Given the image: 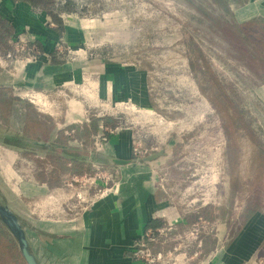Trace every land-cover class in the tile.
<instances>
[{
	"label": "rangeland",
	"instance_id": "374dc122",
	"mask_svg": "<svg viewBox=\"0 0 264 264\" xmlns=\"http://www.w3.org/2000/svg\"><path fill=\"white\" fill-rule=\"evenodd\" d=\"M255 1V14H264V0ZM13 2L55 30L54 66L62 71L84 68L80 78L73 76L68 85H37V98H32L21 87L20 77L27 62L40 57V47L34 44L39 54L30 61L27 52L15 53L14 39L0 43V88L20 99L6 121L0 117V201L27 224L32 245L37 247L34 221L43 228L45 221L61 224L77 217L82 212L77 204L80 190L105 193L118 180L119 170L99 154L96 158L103 164L84 163L80 174L62 172L56 169L55 158L48 157L53 153L38 152L27 140L54 142L62 132L68 138L66 144L103 153L102 145L124 128L134 132V158L164 151L163 180L194 216L192 224L205 229L193 232L195 247L187 257L199 262L211 257L202 247L217 235L214 230L219 222L230 227L224 241L234 238L243 222V217L234 215L243 210L246 214L251 201L261 199L264 205V66L252 40L243 38L237 28V23L249 17L243 12L248 0L231 1L228 14L213 0H55L51 11L61 22L26 2ZM66 2L74 10L67 11ZM68 18L91 24L84 31L75 29L67 40L62 21ZM19 38L36 42L27 29ZM8 53L12 57H6ZM108 58L133 67L135 82L140 83L137 75L143 76L145 106L137 98L114 101L99 94L101 85L91 68L103 60L110 62ZM214 88L230 97L228 113L236 115L242 109L249 125L239 138L238 164L231 170L235 168L238 176L234 194L225 168L221 117L212 102ZM71 100L80 103L82 115L75 113V119L68 120ZM32 110L44 119H34ZM70 127L79 128L83 137L75 140L76 130ZM2 138L8 143L3 144ZM258 141L263 143L261 148ZM134 148L140 153L134 154ZM42 184L46 187L30 194V189ZM69 193L73 196L67 197ZM236 197L241 198L237 201ZM242 197L249 198L243 203ZM207 245H212L211 240ZM38 250L44 259L45 252Z\"/></svg>",
	"mask_w": 264,
	"mask_h": 264
},
{
	"label": "crops",
	"instance_id": "0c3cea01",
	"mask_svg": "<svg viewBox=\"0 0 264 264\" xmlns=\"http://www.w3.org/2000/svg\"><path fill=\"white\" fill-rule=\"evenodd\" d=\"M254 1L248 0L244 5L243 12L249 17L242 21L254 17L264 18V14H255L257 12L255 9L258 7ZM0 16L9 21L13 27L12 39L27 29L40 47V57L33 63L28 61L20 77V85L30 91L29 96L37 98L35 96L37 85L44 84L54 88L59 84L61 86L68 85V80L73 76L80 78L81 69L84 70L83 67L62 71L63 69L52 64L54 62L52 53L57 34L53 28L48 26L47 21L40 24L38 17L31 10L14 4L13 0H0ZM62 22H64L63 27L67 40L72 37V31L75 29L84 31L85 27L91 24L90 21L81 18H68ZM108 60L110 62L103 60L92 65L91 68L92 74L95 77L98 76V82L101 85L99 94L102 92L114 101L132 102L133 98H137L140 105L145 106L143 76L137 75L140 78V83L135 82L133 67L126 63L113 62L110 58ZM136 73L138 74V72ZM93 84L95 85L97 82L95 81ZM69 108L68 120L75 119L73 116L75 113L82 115L79 102L71 100ZM133 139V130L124 128L110 136L108 143L102 145L103 153H97L96 156L100 154L126 161L133 160L135 159L132 156ZM2 142L4 144V141ZM67 145L73 147L70 142ZM165 156H160L150 162H129L123 166L109 165L113 169L119 170L118 180L114 181L113 186L100 195L92 191L89 192L90 188L80 190L77 194L80 201L77 204L82 207V212L77 217H69L61 224H56L54 221L49 224L45 221L43 228L39 221H34L32 231L37 247L32 245L30 239L28 241L38 263L141 264L132 255V243L136 237L141 235L150 221L160 222L170 227V235L168 237L159 236L158 241L152 245L155 250L167 251L174 246H179L175 264H196L199 262L191 259L193 257H187V253L195 247L192 245L195 244L192 242L196 241L193 232L202 227L192 224L194 216L189 210L182 207L180 199L174 197L168 182L163 180L160 170L165 162L161 158H165ZM79 157L83 158L81 153H79ZM83 159L84 163H94ZM100 163L104 162L96 164ZM0 168L2 169L1 165ZM44 187H46L44 184L35 186L29 192L32 194L31 191L34 190L36 193L37 189L40 190ZM72 196L71 193L67 195V197ZM240 198L236 197V200L239 201ZM247 198L249 197H242L243 203ZM243 212L234 216H248V219L242 222L234 232V236H232L234 238H231L229 242L224 240L230 227L225 221L219 222L214 230L217 234L214 237L215 240L208 238L204 248L202 247V250L211 253V257L205 258L199 264H264V258L261 259L264 254V251L261 252L264 246V211L257 210L249 215ZM49 225L51 228H48ZM202 230L205 231L203 228ZM209 240L212 242L211 246L207 245ZM39 248L45 252L44 259H42V254H39ZM195 253L197 252L195 251Z\"/></svg>",
	"mask_w": 264,
	"mask_h": 264
},
{
	"label": "trees",
	"instance_id": "16d2710c",
	"mask_svg": "<svg viewBox=\"0 0 264 264\" xmlns=\"http://www.w3.org/2000/svg\"><path fill=\"white\" fill-rule=\"evenodd\" d=\"M28 3L35 9H41L52 15V18L56 22H61L60 17L54 15L51 11V7L54 5L55 0H19ZM239 2L240 0H213V2L218 5L224 14H228L230 11V2ZM232 3V2H231ZM67 4L66 10L72 11L74 7L69 6ZM228 24V23H227ZM233 27V25L228 24ZM237 28L239 33L243 38L252 40V44L254 50H256V57H258L264 66V18L262 17H254L249 20L243 21L241 23H237ZM13 35V27L10 22L0 16V43L9 42V39L12 38ZM225 40V39H224ZM35 45L39 47L37 42H34ZM193 67V65H191ZM201 69V68H200ZM263 75V73H262ZM214 98L212 99L213 105L218 113H220L221 117V127L222 133L224 135V154L226 158V170L230 174L231 181V193L234 194L235 187L239 184L237 177L235 176L234 169L231 172L233 166L238 164L237 155L239 152V138L243 135V131H249V125L244 119V114L242 109H238V105H235L233 108L236 112V115H232L230 112L228 113V105L230 101L229 96H225L223 90L219 88H214ZM20 99L18 97L9 96L0 88V117L4 121H6L13 112L16 111V107L18 106V102ZM227 101V102H226ZM24 106L27 109L31 110L30 104L26 103ZM32 117L34 119H44V116L39 115L35 111H31ZM107 124L106 122L104 125ZM95 127V123L92 125ZM70 129L76 130V135H74L75 139H81L82 133L79 128L70 127ZM252 133V131H251ZM7 140V139H6ZM37 140H42L41 138H37ZM68 138L62 135V132L59 133L54 143L59 145H67ZM4 143H8L4 140ZM262 144V145H261ZM258 146L261 148L263 143L258 141ZM69 157H62L57 155H48V157H53L56 160V169L59 168L62 172H69L73 174H80L82 172V168L84 166V159L79 157V153L74 151H65L64 152ZM236 156V157H235ZM234 160V161H233ZM235 164V165H234ZM262 197V196H260ZM254 202V203H253ZM263 203L260 199L256 201H251L246 207V213L252 214L254 211L260 210L264 211L262 207ZM251 207V208H250ZM248 216L243 217V221H247ZM155 221H150L147 226H152ZM146 226V227H147ZM264 250V246L261 251ZM0 264H26L21 253L18 250L17 244L13 237L9 234L6 228L0 222Z\"/></svg>",
	"mask_w": 264,
	"mask_h": 264
},
{
	"label": "water",
	"instance_id": "95a60500",
	"mask_svg": "<svg viewBox=\"0 0 264 264\" xmlns=\"http://www.w3.org/2000/svg\"><path fill=\"white\" fill-rule=\"evenodd\" d=\"M9 138V137H6ZM3 140V138H2ZM4 141V140H3ZM29 144H31L38 152L41 153H53L54 155H59L62 157H69L64 152L65 151H74L81 153L83 158L88 161L99 163L100 161L96 158L97 152L95 151H84L82 148L72 147L69 145H59L54 142L43 141V140H27ZM85 154V155H84ZM165 155L164 151H157L147 157L144 158H135L130 161H126L123 159H118L114 157H108L101 155L102 158L106 160V163L109 165H117L123 166L128 164L129 162H143V161H153L160 156ZM70 158V157H69ZM82 158V157H81ZM0 222L9 232V234L15 240L18 250L21 253L26 264H39L35 254L32 252L29 241L26 235V227L25 224L18 215L10 208V206L0 201Z\"/></svg>",
	"mask_w": 264,
	"mask_h": 264
},
{
	"label": "built area",
	"instance_id": "2783aa9c",
	"mask_svg": "<svg viewBox=\"0 0 264 264\" xmlns=\"http://www.w3.org/2000/svg\"><path fill=\"white\" fill-rule=\"evenodd\" d=\"M15 53H28L27 60L37 59L38 52L34 46L33 39H25L16 37ZM15 54H13L14 56ZM6 57H12L11 53H8ZM146 152V151H144ZM133 153H140L136 148L133 149ZM142 157V156H140ZM170 235V227L166 224L155 222L152 226H147L139 235L133 240L132 243V255L141 264H175L176 252L179 246H174L167 251L155 250L153 244L158 241L159 236L168 237Z\"/></svg>",
	"mask_w": 264,
	"mask_h": 264
}]
</instances>
